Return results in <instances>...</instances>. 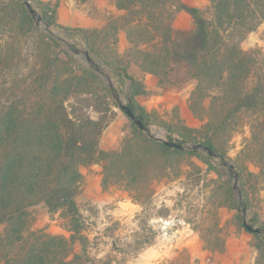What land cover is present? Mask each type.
Listing matches in <instances>:
<instances>
[{"label":"trees","instance_id":"16d2710c","mask_svg":"<svg viewBox=\"0 0 264 264\" xmlns=\"http://www.w3.org/2000/svg\"><path fill=\"white\" fill-rule=\"evenodd\" d=\"M115 3L127 13L120 25L75 30L89 59L81 61L76 48L62 45L40 28L22 0H0V264L119 263L113 256H90L76 201L80 167L101 164L108 181H114L113 166L122 155H129L132 163L140 158L132 153L130 142L121 152H104L98 146L104 126L90 119L89 109L120 96L103 77V68L127 91V105L136 118L145 127L156 123L135 100L145 93L144 87L127 73L117 54L119 28L126 30L132 60L143 73L155 76L159 87L194 82L188 107L204 122L206 140L201 145L229 170L233 166L239 180L243 170L238 162L247 159L259 170L256 176L247 174L248 182L264 180V53L241 48L245 38L264 24V0H208L203 10L180 0ZM49 9L38 10L43 23L67 30L54 22L55 12ZM181 11L190 15L192 30L173 29ZM242 127L248 128L249 137L238 161L230 164V158L216 150V140ZM193 131L197 130H188ZM189 139L196 143V137ZM144 148V155L159 151L151 145ZM160 148L181 153L162 143ZM190 155L201 157L198 150ZM132 163L124 173L134 184ZM41 203L50 213H63L68 238L31 229L30 209ZM260 234L261 230L252 235ZM259 254L255 264H264V253ZM166 264L198 262L183 250Z\"/></svg>","mask_w":264,"mask_h":264},{"label":"rangeland","instance_id":"374dc122","mask_svg":"<svg viewBox=\"0 0 264 264\" xmlns=\"http://www.w3.org/2000/svg\"><path fill=\"white\" fill-rule=\"evenodd\" d=\"M29 1L37 14L45 6L55 12L54 22L67 30L47 27L44 23H40V28L50 31L62 45L76 48L77 58L85 61L86 48L80 33L75 30L83 29L81 14L88 7L99 16L97 2ZM85 1L87 7L82 6ZM66 2L71 3V12H68V6L59 12L60 5L65 6ZM104 19L105 25L111 22L120 25L122 21L112 15H104ZM130 48V44L126 45L118 37L116 51L127 73L148 88L135 100L156 122L147 127L149 132L167 141L171 139L182 148L178 150L181 153L162 149L160 142L132 125L118 106V103H128L127 91L122 89L115 75L103 68V77L118 88L120 96L118 102L111 99L108 104L99 103L97 108L89 109L90 119L100 120L104 126L98 146L104 152H121L125 143L130 142L132 153L140 158L135 157L132 163L129 155H122L113 166L117 174L114 181H108L101 164L78 169L80 181L76 201L84 224L82 234L89 241L90 256L101 259L113 256L118 264H166L177 253L186 250L198 264H255L259 253H264V180L253 184L248 182L247 174L258 175V168L248 159L241 164L238 162L243 170L239 180L235 178L234 169L229 170L227 163L222 165L216 154L208 158L206 151L199 149L200 158L190 155L193 145L203 144L206 140L204 122L188 107L194 82H183L178 88L154 86L153 79L144 83V73L132 60ZM141 48L148 49L146 46ZM241 48L245 51L257 48L264 53V24L245 38ZM188 130L197 131L191 133ZM192 137L197 138L196 143L189 139ZM248 137V128L243 127L218 136L216 150L224 152L233 164L238 161ZM148 145L159 151L155 155H144V147ZM130 162L135 171L134 184L124 173ZM30 218V227L34 231L65 238L70 236L63 213H50L42 203L30 209ZM243 220L261 230L259 237L246 232ZM75 251H80L77 244Z\"/></svg>","mask_w":264,"mask_h":264},{"label":"crops","instance_id":"0c3cea01","mask_svg":"<svg viewBox=\"0 0 264 264\" xmlns=\"http://www.w3.org/2000/svg\"><path fill=\"white\" fill-rule=\"evenodd\" d=\"M97 2V7L99 9V16H97L96 13H94V11L92 9H90L89 7L84 10L82 12V24L81 26L83 27V29L86 30H93V29H100L104 26H106L105 24L107 23L104 19V15L106 16H113V17H117L119 19L124 18L127 13L124 10L118 9L115 3V0H95ZM184 5H187L189 7H194V8H198V9H205L208 6V0H180ZM70 2H66L65 6L64 5H60V7L58 8V11L62 12V10H65V8H67V6L69 7V13L71 12L70 9ZM87 2L85 1V3L82 5L83 7H87ZM181 23L184 24V26H179ZM194 27L193 25V21L190 17V15H188L186 12L181 11L178 12L174 22H173V28L175 30H192ZM118 37L120 39L121 42L124 41V43L127 45L129 44L127 37H126V30L124 28H119L118 31ZM142 72V71H141ZM143 73V72H142ZM141 73V74H142ZM144 75L145 79L144 83H147V79H153L152 81L154 82V86L159 87L158 85V79L150 74H142ZM145 92L148 90L147 87H144Z\"/></svg>","mask_w":264,"mask_h":264},{"label":"water","instance_id":"95a60500","mask_svg":"<svg viewBox=\"0 0 264 264\" xmlns=\"http://www.w3.org/2000/svg\"><path fill=\"white\" fill-rule=\"evenodd\" d=\"M22 1L25 5L26 9L28 10L29 14L32 16H36L35 22L36 23H43L41 17L37 14V11L31 6L30 1L29 0H22ZM86 59L89 60L87 55H86ZM115 100L117 102L119 101L118 98H116ZM118 106L121 109V111L124 112V114L128 117V119L130 121H132L141 131L145 132L149 138L154 139V140H156V141H158V142H160L166 146L172 147L176 150H180L182 148V146L179 144H176L173 142H168L165 139L153 136L149 132V129L143 125V122L140 119L136 118V115L133 113V111L131 110V108L127 104L118 103ZM192 148H193V150L203 149L204 151H206V153L208 155L215 157V154L210 149H208L207 147H205L201 144L193 145ZM230 168L232 170L234 169L233 166H231ZM235 178H237V174H235ZM243 227L247 232H249L251 234H259L260 233L259 228H256V227L252 226L251 224L247 223L246 220H243Z\"/></svg>","mask_w":264,"mask_h":264},{"label":"built area","instance_id":"2783aa9c","mask_svg":"<svg viewBox=\"0 0 264 264\" xmlns=\"http://www.w3.org/2000/svg\"><path fill=\"white\" fill-rule=\"evenodd\" d=\"M164 223V225H166V224H168V222H163ZM170 224V223H169Z\"/></svg>","mask_w":264,"mask_h":264}]
</instances>
